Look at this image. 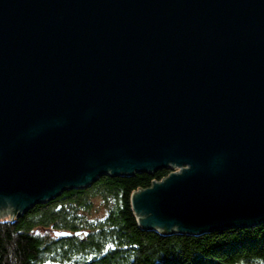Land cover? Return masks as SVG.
Wrapping results in <instances>:
<instances>
[{
	"label": "water",
	"instance_id": "95a60500",
	"mask_svg": "<svg viewBox=\"0 0 264 264\" xmlns=\"http://www.w3.org/2000/svg\"><path fill=\"white\" fill-rule=\"evenodd\" d=\"M163 170L142 230L264 224V0H0V219Z\"/></svg>",
	"mask_w": 264,
	"mask_h": 264
},
{
	"label": "trees",
	"instance_id": "16d2710c",
	"mask_svg": "<svg viewBox=\"0 0 264 264\" xmlns=\"http://www.w3.org/2000/svg\"><path fill=\"white\" fill-rule=\"evenodd\" d=\"M170 173L104 176L1 221L0 264H264V224L201 236L142 230L131 195ZM95 201L103 216L91 220Z\"/></svg>",
	"mask_w": 264,
	"mask_h": 264
},
{
	"label": "rangeland",
	"instance_id": "374dc122",
	"mask_svg": "<svg viewBox=\"0 0 264 264\" xmlns=\"http://www.w3.org/2000/svg\"><path fill=\"white\" fill-rule=\"evenodd\" d=\"M94 203H95V204H94V205H95V208H96L97 210H99L100 212L98 213V212H96V211H95V212L92 211V212H91V216H90V219H91V220L96 219V217L98 218V217H100V216H103L102 210L100 209V202L95 201ZM13 218H14V217H13ZM13 218H12V219H13ZM1 221H10V220H7L6 218H4V220H1V219H0V222H1Z\"/></svg>",
	"mask_w": 264,
	"mask_h": 264
}]
</instances>
